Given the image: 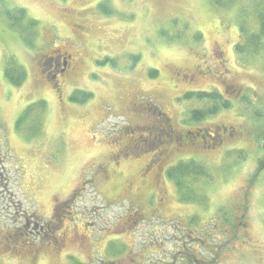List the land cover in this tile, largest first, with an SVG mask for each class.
<instances>
[{
  "label": "rangeland",
  "instance_id": "obj_1",
  "mask_svg": "<svg viewBox=\"0 0 264 264\" xmlns=\"http://www.w3.org/2000/svg\"><path fill=\"white\" fill-rule=\"evenodd\" d=\"M262 4L5 0L1 11L25 9L38 26L27 47L0 15V264H264V38L245 45ZM52 48L76 68L58 93L40 72ZM201 91L230 108L195 122L214 104L184 95ZM150 104L180 134L202 132L194 146L162 147L146 172L161 150L138 112ZM191 160L204 174L190 178L196 202L181 203L158 170ZM17 213L50 224L47 235L22 236ZM59 220L61 251L50 238Z\"/></svg>",
  "mask_w": 264,
  "mask_h": 264
},
{
  "label": "trees",
  "instance_id": "obj_2",
  "mask_svg": "<svg viewBox=\"0 0 264 264\" xmlns=\"http://www.w3.org/2000/svg\"><path fill=\"white\" fill-rule=\"evenodd\" d=\"M259 1L264 2V0H259ZM4 3H5V0H0V7H3L2 5ZM262 6L264 7V4H262ZM257 14L256 15L258 16V20H259L258 22H259V27H260V34L255 35V33H250L247 40L245 41L247 42L245 43L246 46L248 47L251 46L252 48L254 45L255 49H257L255 45H260L261 39L264 38V8H260ZM0 15L5 16V18L7 19L8 29H10L13 33L17 34V36L19 37V40L25 46L27 47L33 46L32 40L37 36V34L35 33V29L37 28L36 26H38V21H36L33 18H29L27 16L26 10L22 8H18L12 12H3L0 10ZM251 48H249V51H247L248 55H250L249 53H254L255 51V49L253 51L252 50L253 48L252 49ZM236 50L239 53H241V51L244 52V47L241 48L240 45L237 44ZM18 73L21 77H20V80L15 83V87H22V85L26 81L27 73L25 69H23V71H19ZM5 95L7 96V90L5 91ZM192 97L197 98L200 101L208 100V101L213 102L214 104L213 108L209 112H204V111L193 112L192 119L195 122H201L206 117L212 116L218 113L219 111L228 110L231 106L228 101H223V97L219 94L218 91H212V92H202L201 91L198 93H186L184 95L185 99H191ZM85 101H87V98H84V100H78V98L76 97L70 98V102L75 103V104H78L80 102L83 103ZM219 103H222L221 106H219ZM39 108H42V107L39 106ZM141 108H142L141 109L142 111H138V112L141 113L142 117H146L145 119H148L147 126H150L152 124L153 122V120L151 119L152 117H154L156 120L158 118V115H163V116L165 115L163 111L160 109H159L160 111L157 109L154 110L151 104L146 107L141 106ZM148 111H150L151 117H149L150 113H148ZM147 134L149 135L150 138L152 139L155 138V136L150 135L149 132H147ZM258 137H259V140L263 142L261 147L264 150V126L262 128L261 133L258 135ZM135 141H137L138 143V140H135ZM263 168H264V154L259 160L258 169L256 173H260L263 170ZM160 171H163L164 174H165V171L167 172L166 173L167 179L171 181V183L174 184L179 200L180 199L182 201L189 200V203L196 202L194 201L195 196H193L192 192L190 191V189L192 188L191 187L192 181L190 180V178L194 176V174L203 175L204 171L202 170V168L195 166L194 160H191L190 162L189 161L181 162L171 168L163 167L162 165V169Z\"/></svg>",
  "mask_w": 264,
  "mask_h": 264
},
{
  "label": "flooded vegetation",
  "instance_id": "obj_3",
  "mask_svg": "<svg viewBox=\"0 0 264 264\" xmlns=\"http://www.w3.org/2000/svg\"><path fill=\"white\" fill-rule=\"evenodd\" d=\"M100 5H102L101 1L96 2L93 7L95 10L101 11L99 9ZM79 29H80L81 35H87L89 33V30H87L86 27H79ZM43 58L44 59L42 61V66L44 65L45 66L40 71L41 76L43 79L46 80L47 83H49V80H52L53 82H55L54 87L57 86V88L55 89V92L58 93L59 91H61V87L59 83L61 80L59 81V78L65 79L75 72L76 68L74 66V61H73L74 54L69 52L68 49L65 51H62L61 49H58V48H52L51 52L49 54L44 55ZM58 95L60 96V94ZM127 109L128 108H126V110ZM170 122H171L170 118L166 114L164 116L158 115V118L156 120H153L150 126L145 127V132L146 133L149 132L150 135L155 136V139L160 140V142L158 143V147L161 146V150L159 149L160 147L157 149L160 151L156 154L155 161L154 162L151 161V163L147 165L146 172H149V170H153L154 168H157V165L159 164L157 160H162L161 158L164 157L163 156L164 152L162 151L163 150L162 147L170 143L177 144V146L179 147H182L184 143L187 146L188 145L194 146L195 145L194 141L190 140L191 137H196L200 135L202 132L201 130H198L199 132L197 131L196 133L187 132L184 134H180L173 128ZM209 135L211 136V134ZM132 146L138 147L139 144L137 143V141H133ZM183 151H184V148L177 149V152H179V154H181ZM161 169H162V164L159 167L158 171L160 172ZM0 176H3L1 172V168H0ZM160 200L163 202L162 197L160 198ZM19 214L20 213H17L18 218L21 216ZM21 220L23 221L21 224V228H22L21 230H23V232L21 234L22 236L25 237V235H27L28 233L29 236L28 235L27 236L29 240L31 239L35 240L36 235L41 236L42 234H44L46 236L48 233L46 231L50 230V226H49L50 224H45L41 222V219H39L37 216H34V215L26 216V214H24V216H21ZM53 222L52 224H55L53 230H55L56 232L55 231L52 232V235L50 236V238L56 240L53 242V244L57 245L58 248L60 249L58 248L57 249L55 248V249L57 251H61V249L63 250L66 246V234L62 231L60 227L61 220H59L58 225L55 221ZM46 227L48 228V230L46 229ZM56 237L59 239H57ZM110 243H111V240L109 241V244ZM133 261L135 262L136 260H133ZM103 264H115V263H113V260L111 259V262L105 261ZM119 264H126V263H122V261H120Z\"/></svg>",
  "mask_w": 264,
  "mask_h": 264
}]
</instances>
